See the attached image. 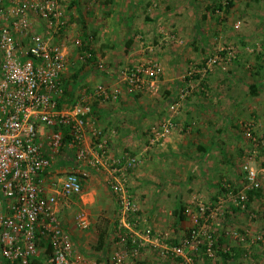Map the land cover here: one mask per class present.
<instances>
[{
	"label": "crops",
	"instance_id": "crops-1",
	"mask_svg": "<svg viewBox=\"0 0 264 264\" xmlns=\"http://www.w3.org/2000/svg\"><path fill=\"white\" fill-rule=\"evenodd\" d=\"M245 2L236 0L230 9L225 11L216 10L219 0H70L67 5V15L75 24L72 28L78 25L83 29V34H92V45L95 49L90 51L85 66L81 65L79 51L71 52L69 69L63 82L66 89L63 104H73L76 99L85 95L93 104L92 117L95 126L101 131V137L96 139V142L106 141L112 153L130 148L141 154V164L129 175V186L138 204V218L142 224L149 225L156 231H170L177 239H180L192 224L191 217L182 211L193 200H199L198 192L203 195L202 200L209 207L218 209L220 213L230 212L240 217L248 210L238 208L239 205L234 199V195L245 190L246 185L240 183L242 169L240 165L234 164V155L236 154L237 159L245 158L243 151L225 146L226 121L222 110L225 92L218 84L215 74L210 77L209 85L203 83L200 91L202 95L196 93L187 102L189 113L188 117L184 116L182 127L171 133L158 149L151 148L152 145L148 141V135H151L148 133L150 124L160 120V113H156L166 110L161 108H166L167 101H179L178 94L184 85L182 77L200 70L191 69V64L195 65L194 68L203 64L201 68H205L213 59L214 68H220L218 60L226 52L225 49L220 50L231 41L237 42L239 58L257 59L260 55L264 56V36H261V33L264 35V27L261 26L264 22V0ZM103 12L104 19L103 14L97 16ZM251 17L257 18L258 21L251 22ZM245 18L251 26L249 31L246 20H240ZM241 23L245 25L239 30ZM259 28L262 31L260 36L256 35ZM169 32L177 35L176 42L170 44L162 40L169 38ZM67 34L69 35V32ZM98 47L102 52H98ZM150 50L155 51L152 58L158 59L163 68L158 82L159 91L156 90L158 94L154 93V88L146 93H130L119 79L117 70H109H120L125 65L144 63ZM198 61H201V65L196 66L195 62ZM255 66L256 64L253 67L254 72ZM236 68L232 67L235 70H232L233 73L231 71V75L241 78L243 74H247L246 70ZM77 70L81 74L79 80H83L71 82V75L75 76ZM254 72L250 75L255 76L257 73ZM196 74L193 75L194 79ZM239 77L238 81L241 80ZM86 80L88 84L81 87L79 83L82 84ZM99 84L106 85L111 92L116 91L117 97L102 100L100 97L90 96ZM253 84L257 88L260 87L259 83L253 81L245 86L246 91H250ZM151 92L157 95L151 97ZM231 92L233 95L235 91ZM230 100L234 101L232 98ZM155 116L157 121L154 122ZM50 132L51 128H46L43 136L44 147L48 152ZM148 143L150 146L147 147ZM63 150L73 152L74 149ZM83 167L88 170L89 176L84 180L82 192L78 195L61 196L58 216L64 229L70 234L75 248L83 252L90 250L95 254L92 257H97L100 261L98 264H114L112 255L117 237H113L117 231L119 212L107 181L108 171L72 163L68 156L63 158L58 154L55 155L53 165L45 172L44 179L51 191L54 181H59L68 172ZM261 182V195H253L250 202L251 205L259 207L258 214H254V217H258L264 210V179ZM230 185L234 187L233 191L226 189L230 188ZM226 200L229 206L224 209ZM80 213L89 216L88 229H81L77 225L76 217ZM228 218L232 223L238 221L234 220L235 216ZM257 219L260 220V225L249 221L244 225V231L239 230V233L234 232L236 229L225 230L224 238L222 237L225 249L226 245L227 248L232 246L239 256L224 261L218 255L219 264H237L245 259L244 256H248L254 264L259 261L264 264V214L259 215ZM239 222L241 224L244 221ZM100 233L105 235V243L101 248H92ZM110 247L112 251L105 253ZM143 249L145 255L138 256L137 262L130 261L128 264L157 262L155 260L158 258L153 259L152 252L158 251V247L148 243ZM42 250L44 256L45 248L42 247ZM208 260H203L202 264H208Z\"/></svg>",
	"mask_w": 264,
	"mask_h": 264
},
{
	"label": "built area",
	"instance_id": "built-area-1",
	"mask_svg": "<svg viewBox=\"0 0 264 264\" xmlns=\"http://www.w3.org/2000/svg\"><path fill=\"white\" fill-rule=\"evenodd\" d=\"M220 1L224 9L236 0ZM69 2L0 0V264H33L42 257V247L45 251L50 248L45 264H98L86 262L77 253L58 216L60 197L80 194L88 170L83 167L68 172L53 182L51 191L44 179L55 155L64 148L74 149L68 157L72 163L108 171L107 181L119 212L114 264H128L148 243L158 247L161 256L179 258L181 264H198L201 254L215 257V235L224 229L216 217L218 209L200 199L185 206L182 212L191 217L192 225L177 243L172 242L170 231L159 232L142 224L129 186V175L141 164V154L133 150L112 153L106 141L96 142L101 131L95 126L85 95L73 104L60 105L70 63L67 33L75 26L67 15ZM73 40L80 58L89 57L83 40ZM162 73V65L155 59L118 71L130 93L155 88ZM190 90L189 86L182 89L180 98ZM92 95L103 100L117 97V92L99 84ZM178 102L171 107L177 108ZM46 128H51L50 152L43 142ZM175 128L173 115L163 118L152 127L150 144L166 139ZM243 170L246 189L261 185L264 167L257 169L247 162ZM234 196L245 208L246 191ZM76 219L81 229L89 228L87 214L80 213Z\"/></svg>",
	"mask_w": 264,
	"mask_h": 264
},
{
	"label": "rangeland",
	"instance_id": "rangeland-1",
	"mask_svg": "<svg viewBox=\"0 0 264 264\" xmlns=\"http://www.w3.org/2000/svg\"><path fill=\"white\" fill-rule=\"evenodd\" d=\"M239 1H244V3H246L245 2L246 0H239ZM251 3L254 4L253 1H251ZM259 7L262 8L261 5H259ZM201 9L203 10V7ZM102 14H103V19H104V16H105L104 12L97 14V16H102ZM240 20H243V21L246 20L245 22L248 23L246 18L240 19ZM249 20H252L251 22H254V23H256L258 21V19L255 17H251V18H249ZM243 25H245V24H242V23L240 24L239 30L242 29L241 27ZM261 26L264 27V22ZM246 27H247V31L251 30V26L249 25V23L246 25ZM235 29L237 30V28H235ZM260 30L261 29L259 28V32H257L256 35L260 36L262 34L261 36H264L263 33L260 34V32H262V31L264 32V30H262V31H260ZM82 31H83V29L79 28L78 25L75 28H70L68 39H67V45H68V48L70 51V55H71L72 51H77V52L79 51L77 44L73 40L76 37H79L80 39L83 40L84 44L89 49V51H92L93 48L95 49V47L92 45V40H93L92 34H85V33L83 34ZM247 31H244L245 34L247 33ZM168 34H169V38H162V40L164 42L167 41L171 44V43L176 42L178 40V38L176 37L177 36L176 34H175L176 36H174V34H172L171 32H169ZM234 38H236V36ZM257 38H260V37H257ZM167 39H169V41ZM227 44L223 45L222 49L220 50V51H222L223 49H225V51H226L225 54H223L222 57H220L221 56L220 54H217L220 57L218 60L220 62L219 63L220 68H217V67L214 68L213 64L215 61L213 59L209 65L205 66V68H201L204 66L203 64L201 65V61L195 62V63H197L196 66L201 65V67H199V68H197V67L194 68L195 65L191 64V69H200V70L199 71H197V70L193 71L192 70L193 72L191 75L182 77L184 79V85H183V87H181V90L184 89L185 87L189 86V88L191 90L188 93V95H186L184 98L179 99V102H178L179 106H177V108H175V109L172 108L171 105L173 103L167 101L166 103H168V105L166 106V108H165V106H163L161 108V110H163V111L165 109L166 110L163 113L157 112L156 114L159 115V113H160V115H159L160 120L159 121H161L163 118H165L167 116L173 115V117H175V121H176V128L173 132H175V131L177 132V130H179L180 126L182 127L183 122L185 121L184 116H186L187 113H189V109H187V102L191 99V97L194 94H196V93L201 94L200 91H202L201 87H202L203 83H208V85H209V83H211L210 77L212 76V74L214 77V74H215L216 79L218 80V84L222 87V89L225 92V98L223 101L224 102V108L222 109L224 111V114H223L224 120L226 121L225 122L226 123V129H225L226 140L224 143H225V146L229 145L230 147H233L234 149H238V150H241L244 152V154H242V155H244L243 157L245 158V160H242L239 158L237 159V156L235 154L234 155V164L240 165V168L242 169V173H241L242 176L240 179L241 180L240 183L241 184L243 183L245 185V184H247V181H246V173L243 170L244 164L249 162V164L251 166H253L257 169H261L262 167H264V151L262 149H260V147H262V148L264 147V56L260 55V56H258L257 59H255L254 57H252L251 59H243L242 57L239 58L238 57L239 51L237 48V42L231 41V42H229L228 45ZM97 46H99V43H97ZM98 50H100L98 52H102L101 49H99V47H98ZM153 52H155V51L150 50V54L147 55V57H146V62L153 59L152 58V56L154 55ZM242 55H243V53H242ZM155 60H158V59H155ZM85 63H87V62L85 61ZM254 64H256V66H255L256 71L255 72L253 71ZM85 65L86 64H84V66ZM84 66H82V67H84ZM125 66H128V65H125ZM122 67H124V66H122ZM232 67L233 68L235 67V69H237L236 67H240V68L246 70L247 74L246 73L243 74V76L241 78L239 76H234L233 74L231 75L230 74L231 71L235 70V69H232ZM110 68H113V67H110ZM79 70L76 71L78 76L77 77L74 76L73 81H71V82L77 83L76 82L77 79L79 82H81L83 80V79L79 80L80 79L79 76L81 75ZM114 70H117V73H118L119 68H114V69L109 70V71H114ZM233 71H232V73H233ZM253 72L257 73V74H255V76H251L250 74H252ZM259 72H261V73L258 74ZM194 73H197L195 79L193 76ZM161 76H162V74L158 78H156L154 93L159 91L157 89H158V82H159ZM238 77H239V79H241L240 81H238ZM253 81L260 84V87L258 88V92L256 94H252L250 91H246L247 89L245 88V86L247 84H250ZM79 84L81 87H83V86H86V84H88V81L86 80L85 82H82V84L81 83H79ZM233 90L235 92H233V95H232L231 91H233ZM144 93H146V91ZM154 93L151 92L149 94V96L152 97L153 95L156 96L158 94V92L156 95ZM178 98H179V94H178ZM230 98L234 99V101L230 100ZM174 103H176V102H174ZM175 107H176V104H175ZM158 111H159V109H158ZM156 116H155L154 122L156 120ZM186 117H188V115ZM157 118H158V116H157ZM159 121L157 123H151L150 124L148 133H151V131L153 130L152 127L154 125H155V127L158 126V124L160 123ZM227 122H230L231 124L230 123L228 124ZM146 133H147V131H146ZM150 136L151 135H148V137H149L148 141L150 140ZM166 139H163L159 142H155L154 144H151L152 145L151 148L158 149L160 146H162V144H164ZM148 146H150L149 143L147 144V147ZM230 147H229V149H230ZM137 150L140 151L139 149H137ZM232 151H234V150H232ZM59 155H62L63 158L65 156L69 157V156H71V152L67 151V150H62ZM230 173H232V172L230 171ZM263 179L264 178H262V180ZM242 180H243V182H242ZM244 187H245V190L243 189L242 191H247V189H246L247 185H245ZM197 196L200 199V201L204 202L202 200V198H204L203 195H201L198 192ZM234 199H235V197H234ZM227 201L228 200H226V202H224V204H225L223 206L224 209H227V207L229 206V205H227L228 204ZM247 209L248 210H245L247 213H245V215H242L240 217H238V216H236L230 212L228 213V212L222 211V213H220V211H219V214L216 215V217H220V220H221L222 225L224 227L223 231H225V230L232 231L233 229H236L234 232L239 233L238 232L239 230L244 231L243 227L249 221H251L252 224L258 223L260 225L261 222L259 219H257L259 217V215H258V217L253 216L254 214H258L257 213V210L259 209L258 205L254 206V205L250 204V208H247ZM229 216H230V218H234V216H235L236 219L234 218V220H238V221H234L232 223L231 219L228 218ZM256 219L259 221H257ZM252 220H254V221H252ZM239 221H244V222H242L240 224ZM191 225L189 227H187L186 231L182 235L186 234V232L191 227ZM239 225H242V226H239ZM263 226H264V224H263ZM116 234H117V231H116V233H114V237H113V234L111 237H113V239H115L117 237ZM220 234H221V231H220ZM174 239H177V238H175V236H174L173 240ZM177 240H179V239H177ZM97 245H98V239L93 244L92 248H94V247L96 248ZM74 247H75V245H74ZM229 247H231V246H229ZM111 248L112 247H110L108 250H105V253L112 251ZM75 249H76L77 253L85 256L83 258L86 262L100 263V261L98 260L97 257H96L97 259L95 257H92V256H95V254L91 253L90 250H87V252H83V251L79 250L78 248H75ZM143 250L141 249L137 255L133 256L132 261L137 262L138 256H142L143 254L145 255V251H143ZM152 256H153V259L155 257L158 258V260H155V261H157L155 264H181V261L179 258L172 257V256L163 257L160 255L159 251H157V250H153ZM217 256L218 255H216L215 257H211V258L209 257L210 259L208 260V262H209L208 264H219L220 258H218ZM42 257H43V255H42ZM206 258H207L206 256L201 254L198 257V264H202L203 260H205V262H206L207 261ZM244 258L245 259L240 262L241 264H254V262L250 261V258L248 256H244ZM94 259H96V260H94ZM240 263H237V264H240ZM257 264H260V261L257 262Z\"/></svg>",
	"mask_w": 264,
	"mask_h": 264
},
{
	"label": "trees",
	"instance_id": "trees-1",
	"mask_svg": "<svg viewBox=\"0 0 264 264\" xmlns=\"http://www.w3.org/2000/svg\"><path fill=\"white\" fill-rule=\"evenodd\" d=\"M233 2H230L228 5H227V7H225L224 9H223V5H222V3H221V1L219 0V3H218V6H217V9H222V10H226V9H230L232 6H233ZM216 9V10H217ZM82 55V54H81ZM79 58H80V54H79ZM81 59V58H80ZM89 60V57H86L84 60L83 59H81V65H83L84 63H85V61L87 62ZM72 76V78H74V76H73V74L71 75ZM78 75L76 74L75 75V77H77ZM63 82H65V80H63ZM250 92L252 93V94H256L257 92H258V88L256 87V85H251V88H250ZM180 93L181 92H179V98H178V100L180 99ZM66 95V89H65V87H64V94H63V98H64V96ZM63 102H64V99H62L61 101H60V105H63ZM91 107H92V111H91V115H93V104H91ZM260 149H262L263 151H264V147L262 148V147H260ZM110 150V149H109ZM123 150H131L130 148H127V149H123ZM112 152V151H111ZM247 181V180H246ZM226 189H228L229 191L231 190V191H233L234 190V187H232V185H230V188H226ZM262 190H263V187H262V183H261V185L260 186H258L257 188H253V189H248L247 191H246V193H247V199H246V202H245V204H246V207L245 208H242L241 206H238V208H241V209H246V208H248L249 207V204H250V202H251V198H252V196L253 195H256V196H260L261 195V192H262ZM248 196H249V198H248ZM264 214V210H263V212H262V214H259L260 216L261 215H263ZM224 232L225 231H221V234H220V231L215 235V237L217 238L216 239V241H215V251H216V254L215 255H219L220 257H221V259L222 260H224V261H226L227 259H229V258H231V257H233V258H235V257H237V256H239V254L237 253V251L235 252L234 251V249H233V247L231 246L230 248H227V245H226V249H225V246L223 245L224 244V241H222L223 240V235H224ZM223 237V238H222ZM177 241L178 240H176V242H173V240H172V242L173 243H177ZM105 243V235L103 234V233H100L99 234V236H98V245H97V247L98 248H101L102 247V245ZM96 247V248H97ZM49 252H50V248H47L46 249V251H45V253H47V255L49 254ZM234 252V253H233ZM204 256H206L207 258L206 259H210L209 257H208V255L207 254H203ZM46 256L44 255L42 258H40V259H35V260H33L32 262H33V264H45V261H46Z\"/></svg>",
	"mask_w": 264,
	"mask_h": 264
}]
</instances>
